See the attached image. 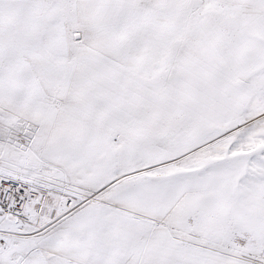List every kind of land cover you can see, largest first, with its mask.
<instances>
[{"label":"snow or ice","instance_id":"1","mask_svg":"<svg viewBox=\"0 0 264 264\" xmlns=\"http://www.w3.org/2000/svg\"><path fill=\"white\" fill-rule=\"evenodd\" d=\"M0 264H264V0H0Z\"/></svg>","mask_w":264,"mask_h":264}]
</instances>
